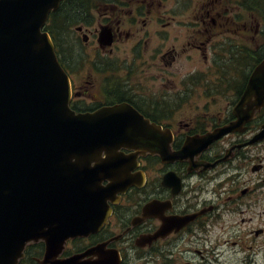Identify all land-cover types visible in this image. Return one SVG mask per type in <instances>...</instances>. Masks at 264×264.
I'll return each mask as SVG.
<instances>
[{
	"label": "flooded vegetation",
	"instance_id": "flooded-vegetation-1",
	"mask_svg": "<svg viewBox=\"0 0 264 264\" xmlns=\"http://www.w3.org/2000/svg\"><path fill=\"white\" fill-rule=\"evenodd\" d=\"M118 7V3L112 2L109 7L96 10L101 20L104 19L115 34L119 23L125 17L122 9ZM222 8L218 0H205L204 9L195 23V36L189 43L190 47L185 46L183 51L194 47L202 49V46L207 49L208 43L211 44L213 39V36L209 37V33H214L211 27L217 16L226 22L220 23L223 31L230 28L229 24L235 28L237 34L253 29V25L247 23L240 27L238 15L225 14L228 10ZM58 11L59 9L52 11L53 15ZM138 13L139 9L133 8L132 18H136ZM88 16L94 22L95 16ZM146 18L147 14L143 17L145 23ZM78 27L80 28L76 30H82L81 25ZM124 31L126 32L125 29ZM123 37L125 36L122 35ZM93 38L97 41L91 33L89 39L93 41ZM137 43L144 45L146 42L138 40ZM96 47L99 48V43ZM253 47H260V44L253 42L250 46H241V56L248 59L241 61H248L249 66ZM176 51L178 50L172 51L167 47L156 54L157 58H161L162 65H167L163 70L169 73L163 81L165 89L159 91L157 98L177 97L185 100L174 112L160 106L165 105L166 100L149 101L141 98L140 95L147 89V82L151 80L150 69L153 64L147 60L134 64L112 58L91 62L99 63V67L93 71L100 80L103 78L102 87L108 90L107 82L114 85L109 91V97L96 92L100 83H95L92 91L90 88L82 90V83L69 69L75 110L85 112L107 105H130L151 124L170 136L169 139L163 136L161 138L169 140L170 159L165 160L157 151L124 149V169L133 178L141 177L140 181L130 185L122 193L112 194L108 199L112 211L103 226L87 236L67 239L54 259L60 261L101 245L102 251H118L122 258L121 264L128 263L130 250L144 259L145 264H233L231 256L234 254L240 256L243 264H264V214L260 222H256L254 217L245 216L246 212L260 203L264 207V153L254 152L259 148L264 150V138H256L264 125V104L256 107L255 97H251L247 104L241 106L242 110L247 111L253 104L254 111L243 115L246 119L239 127L212 141L204 138L239 120L235 111L240 107L257 62L249 74L243 75V72H239L236 76L238 83H228L227 95L230 98L224 106L215 112L201 114L190 100L194 92L187 99L182 96L188 81L198 78L200 68L191 67L175 77L169 67L177 59L174 53ZM60 57L64 61L61 51ZM239 63L236 61V66ZM84 81L87 80L84 78ZM122 85L129 88L133 95L129 96L121 91ZM133 86L135 87L132 88ZM176 86H179L175 89L179 95L169 92ZM201 90L212 92L206 86L201 87ZM99 94L102 98H98ZM217 97L211 95L209 101ZM186 107L191 109L192 114L185 115L183 119L178 118L177 114ZM245 169L257 174L255 182L243 187L234 186ZM238 215L241 216L240 219ZM46 250L47 244L43 240L29 243L18 264H45L43 260ZM215 255L216 263L210 258ZM96 257L93 254L82 259Z\"/></svg>",
	"mask_w": 264,
	"mask_h": 264
},
{
	"label": "water",
	"instance_id": "water-1",
	"mask_svg": "<svg viewBox=\"0 0 264 264\" xmlns=\"http://www.w3.org/2000/svg\"><path fill=\"white\" fill-rule=\"evenodd\" d=\"M60 1L0 0V264H17L27 243L41 239L47 243L44 263L121 264L119 252L101 245L54 258L67 238L100 229L112 211L108 198L131 185L121 149L170 159V136L130 105L85 113L70 107L69 75L43 30ZM253 96L256 107L264 104V60L235 111L239 120L204 138L239 127L254 111L253 104L247 111L241 105ZM256 138H264V125ZM87 254L97 258L81 260Z\"/></svg>",
	"mask_w": 264,
	"mask_h": 264
},
{
	"label": "rangeland",
	"instance_id": "rangeland-1",
	"mask_svg": "<svg viewBox=\"0 0 264 264\" xmlns=\"http://www.w3.org/2000/svg\"><path fill=\"white\" fill-rule=\"evenodd\" d=\"M218 1L224 9L228 10L225 14L238 15L240 27L247 23L253 25V29H247L243 33L237 34L235 28L229 24L230 28L223 31L220 23L226 22L222 20V17L217 16L214 24L211 22L214 33H209V37L213 36V39L211 44L208 43L207 49L202 46V49L194 47L183 51L185 46L190 47L189 43L195 36V23L198 22L196 21L197 17L204 9L205 0H63L61 9L64 14L57 16L55 27L53 18L49 27H51L57 38L65 64L82 83V90L90 88V91H92L95 89V83H100V87L96 92L109 97V91L114 87L108 82V90L102 87L103 78L100 80L93 71V69L96 70L99 67V63L93 64L91 62L112 58L127 60L134 64L135 62L147 60L153 64L150 69L152 72L150 75L151 80L147 82V89L140 96L149 101L161 99L165 102L166 100L165 105L160 106L167 107L171 112L176 111L185 100L180 97V99L177 97L157 98L159 91L165 89L163 81L169 73L163 70V67L167 65H162L161 58H157L156 54L163 52L167 47L172 51L177 49L178 51L174 52L177 59L173 61L174 64L169 68L173 70L175 77L181 75L183 71L191 69V67L200 68L198 78L195 79V77L193 80L188 81L187 89L182 96H186L187 99L194 92L190 100L196 106L198 112L205 114L206 112H215L224 106L230 98V95H227L229 93L228 83H238L236 76L239 72H243V75L249 74L255 65L256 53L255 56H249L250 66L248 61H244V63L241 61L248 60L241 56V46L247 47L252 45L253 42L257 45L260 44L257 49L258 57L261 59L264 56V0ZM112 2L119 4L118 8L122 9L125 17L119 23L116 34L112 31L114 33L112 42L105 44L100 42L102 29L103 26L110 27L104 19L101 20L96 10H103L109 7ZM133 8L139 9L136 18H132ZM249 12H252V14H249ZM89 14L95 16L94 22L89 20L91 18L88 16ZM145 14L148 15L146 23L143 19ZM53 16L55 17L56 14ZM73 17L75 19L81 18V21L76 24L73 22ZM86 17H88L87 20H85ZM249 18L252 20L250 21ZM80 25L82 30H76ZM91 33L95 35L97 41L94 38L93 41L89 39ZM122 35L125 37L122 38ZM138 40L146 43L144 45L139 44L137 43ZM97 43H99V48L96 47ZM135 44H138V46ZM236 61L240 62L239 66H236ZM84 78L87 81H84ZM203 86H206L207 90L212 92L202 91L201 87ZM178 87L176 86L174 90L169 92L179 95L178 91L175 92ZM120 90L129 96L133 95V92L123 85ZM218 90L220 91L218 92ZM150 92L152 94H149ZM211 95L218 97L209 101ZM99 97H101L100 94ZM190 114H192L191 109L186 107L177 114V117L183 119L185 115ZM202 120L206 121V118L202 117ZM259 151L264 153V150H260V148L254 150L256 153ZM253 173L248 169L243 170V174L238 177L234 186L240 185L243 187L244 185L253 184L257 178V174ZM262 204L254 205L255 207L246 212L245 216L254 217L256 222H260L264 214ZM240 218L241 216L238 215V219ZM128 255L127 264H145V260L139 258L133 250L128 251ZM210 258L214 263L217 262L216 255L210 256ZM231 260L233 264H243L238 255H232Z\"/></svg>",
	"mask_w": 264,
	"mask_h": 264
},
{
	"label": "trees",
	"instance_id": "trees-1",
	"mask_svg": "<svg viewBox=\"0 0 264 264\" xmlns=\"http://www.w3.org/2000/svg\"><path fill=\"white\" fill-rule=\"evenodd\" d=\"M98 1V0H97ZM64 14V11L61 9L58 13H56V16L54 17V16H52V18H51V23H52V20H53V18H54V20L55 21H53V25H54V27H55V24H57V16H60V15H63ZM88 19V17H86V19L85 20H87ZM79 21H81V18H78V19H75L74 17H73V22L74 23H76L77 24V22H79ZM66 24V23H65ZM50 26V25H49ZM48 29L50 30V31H52V33H53V30L51 29V27H48ZM54 34V33H53ZM54 36H55V34H54ZM257 49H258V47H253V48H251V51H250V55L251 56H255V53H256V62H259L260 61V59H259V57H258V51H257ZM263 56V55H262Z\"/></svg>",
	"mask_w": 264,
	"mask_h": 264
},
{
	"label": "bare ground",
	"instance_id": "bare-ground-1",
	"mask_svg": "<svg viewBox=\"0 0 264 264\" xmlns=\"http://www.w3.org/2000/svg\"><path fill=\"white\" fill-rule=\"evenodd\" d=\"M106 252H108V251H106Z\"/></svg>",
	"mask_w": 264,
	"mask_h": 264
}]
</instances>
